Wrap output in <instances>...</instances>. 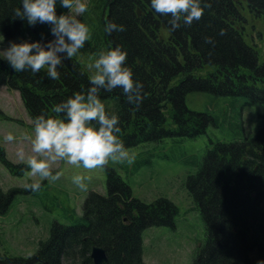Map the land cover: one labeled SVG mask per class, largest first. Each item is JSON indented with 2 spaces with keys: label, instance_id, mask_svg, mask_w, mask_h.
Instances as JSON below:
<instances>
[{
  "label": "trees",
  "instance_id": "1",
  "mask_svg": "<svg viewBox=\"0 0 264 264\" xmlns=\"http://www.w3.org/2000/svg\"><path fill=\"white\" fill-rule=\"evenodd\" d=\"M203 3L200 19L190 25L181 21V27L174 29L171 14L157 13L150 0H88L82 18L90 26L91 39L76 57L58 66L59 79L49 78L45 69L36 74L15 72L0 58V85L20 92L32 118L42 110L50 113L56 103L89 87L94 70L90 65L101 48L110 41L122 45L126 63L144 84V100L139 107L130 104L120 88L102 93V98L106 108L120 116L126 147L147 145L135 157L146 154L152 159L151 146L166 157V141L196 139L210 126L222 133L210 138L208 153L187 179L205 225L193 264H256L264 258V62L251 32L255 26L251 18H264V0ZM18 6L20 0H0V33L6 42L52 38L47 23L29 25L13 19ZM58 10L67 11L59 5ZM106 19L124 24L125 30L106 33ZM191 94L206 99L195 100L203 104L191 108ZM250 105L259 107V127L248 136L244 108ZM0 116L7 117L1 109ZM0 159L11 172L29 169L9 160L1 144ZM114 164L105 165L106 194L91 191L82 213L67 195L63 199L53 195L52 204L70 224L55 221L50 236L40 240L33 255L0 254V264H94L91 253L96 245L107 251L105 264H147L145 230L175 229L179 207L167 196L152 202L134 196ZM21 190L29 191L5 190L0 184V214L9 211Z\"/></svg>",
  "mask_w": 264,
  "mask_h": 264
},
{
  "label": "clouds",
  "instance_id": "2",
  "mask_svg": "<svg viewBox=\"0 0 264 264\" xmlns=\"http://www.w3.org/2000/svg\"><path fill=\"white\" fill-rule=\"evenodd\" d=\"M152 8L163 15L171 14L169 23L181 27V21L192 24L201 18L205 5L203 0H150ZM59 8L67 11H60ZM207 7H211L209 3ZM88 9L86 0H20V6L13 12V19L26 20L29 25L47 23L51 39H12L4 45L0 33V58L5 59L15 72L30 70L33 74L46 70L53 80L60 78L58 66L65 59L77 56L91 39L89 24L82 18ZM126 26L115 20L106 19L104 31H124ZM211 41V37L207 38ZM127 51L122 45L101 48L89 74V87L75 91L49 111L42 110L32 121V132L27 135L31 141L32 154L25 156L19 150L21 160L30 169V176L46 178L49 182L58 180L62 171L54 169L57 162H66L85 169H95L110 161L131 162L134 154L121 139L120 116L106 108L102 93L120 88L126 100L137 107L144 100V84L135 78L133 68L126 63ZM4 139L16 140L9 131ZM90 176L82 173L73 175V183L81 190H87ZM33 191L41 188V182L33 179L25 185ZM264 264V258L256 261Z\"/></svg>",
  "mask_w": 264,
  "mask_h": 264
},
{
  "label": "rangeland",
  "instance_id": "3",
  "mask_svg": "<svg viewBox=\"0 0 264 264\" xmlns=\"http://www.w3.org/2000/svg\"><path fill=\"white\" fill-rule=\"evenodd\" d=\"M86 2L88 3V0ZM251 22L255 24L251 29L254 42L259 45L261 62H264V18L256 20L251 18ZM8 42L4 40L3 43L6 46ZM205 99L206 96L203 100L201 94H191L188 103L191 108H195L203 104L195 100L205 101ZM0 109L7 116H0V144L5 147L9 160L29 168L21 160L19 150L22 149L25 156L32 154L31 141L27 135L32 132L33 118L26 109L20 92L0 85ZM258 112L259 107L255 105L244 108V126L248 136L259 127ZM9 131L15 133L16 140L4 139ZM221 134L220 129L210 126L206 135L203 134L196 139L176 144H173L172 140L166 141L165 145L168 148L166 157L160 156L159 147L155 149L152 146L150 149L155 154L152 159L146 154L135 157L144 150V147H147V145H140L129 148L135 157L131 162L112 161L115 163L113 166L132 187L134 196L146 202L167 196L178 204L179 213L175 229L165 226L148 228L145 231V260L148 264H193L198 246L205 236V225L200 212L195 209L187 179L190 174L196 173L200 166L199 162H202L208 153L212 142L210 138L214 140ZM175 155L180 158H172ZM137 160H142V164L138 166ZM56 168L62 171V175L58 180L49 182L48 179L39 176L31 177L30 169H25L20 174L11 172L0 159L1 186L5 190L15 187L29 190H21L9 211L0 214L1 255L9 253L31 256L38 249L40 240L50 236L52 224L55 221L70 224L71 221H68L52 204L53 195L59 199L67 195L72 206L77 208L78 212H82L84 199L90 190H100L105 194L108 192V174L105 166L85 169L82 165L57 162L54 165V169ZM77 173L91 177L87 181V190H81L73 183L72 177ZM33 179L41 182L40 190L33 191L25 187Z\"/></svg>",
  "mask_w": 264,
  "mask_h": 264
},
{
  "label": "water",
  "instance_id": "4",
  "mask_svg": "<svg viewBox=\"0 0 264 264\" xmlns=\"http://www.w3.org/2000/svg\"><path fill=\"white\" fill-rule=\"evenodd\" d=\"M91 256L93 258L94 264H105V262L108 260L107 251L102 246H94Z\"/></svg>",
  "mask_w": 264,
  "mask_h": 264
}]
</instances>
